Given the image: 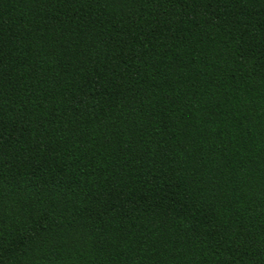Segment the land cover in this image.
I'll return each instance as SVG.
<instances>
[{"label":"trees","instance_id":"trees-1","mask_svg":"<svg viewBox=\"0 0 264 264\" xmlns=\"http://www.w3.org/2000/svg\"><path fill=\"white\" fill-rule=\"evenodd\" d=\"M0 264H264V0H0Z\"/></svg>","mask_w":264,"mask_h":264}]
</instances>
